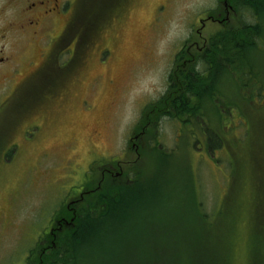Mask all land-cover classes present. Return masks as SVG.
I'll return each mask as SVG.
<instances>
[{"label":"rangeland","instance_id":"1","mask_svg":"<svg viewBox=\"0 0 264 264\" xmlns=\"http://www.w3.org/2000/svg\"><path fill=\"white\" fill-rule=\"evenodd\" d=\"M79 2L76 0V11ZM130 2L113 0L112 12L108 18L105 16L99 36L87 49V65L78 67L77 77L82 82L79 86H73L75 77L68 65L58 72L48 70L50 74L56 73L55 82L58 73L64 72L62 84L55 91L43 95L38 92L42 86L46 89L40 76L22 89L20 97H12L13 87L33 73L46 57L49 40L19 44L14 35L7 40L0 38V57L10 59L7 66L0 65V76H11L0 81V264H24L30 250L38 248L40 259L45 248L40 238L52 213L93 177L89 171L96 164L98 167L111 157L121 158L124 151L128 159L140 162L143 170L137 186L150 191L152 201L145 198L139 202L134 210L136 216L130 221L118 218L111 234H116L118 227H158V233L166 230L184 243L182 227L189 225V236L202 234L221 244L224 251L220 264H226L227 259L229 264H253L256 242L264 238V87H260V82L264 86V41L249 59L248 74H239L232 81L227 71L221 77L217 75L216 80L221 82L204 84L207 98L203 100L204 113H200L213 125L216 123L211 122L210 102L223 108L227 88L232 86L233 98L226 97L232 103L241 101L237 92H251V103L241 102L242 111L232 113V121L226 125L222 121L215 127L226 138L223 148L219 146L221 140L208 137L206 141L204 135L200 136L204 143L202 151L199 148L203 143L193 146L187 136L181 135L176 142V127L166 120L148 135L159 134L161 149L148 152L157 146L153 144L155 140H147L138 153V149H129L128 144L142 127L145 108L166 92L175 56L199 28V19L218 7V0H138L128 13L129 20L118 26L120 40L114 56L102 63L99 49L111 45L110 25L122 16ZM3 10L0 27L14 12L8 8L7 0H0V11ZM240 21L255 22L249 12H243L236 23ZM64 25L56 29L55 36ZM219 29L217 24L208 23L203 32L209 37ZM85 45H81V50ZM60 47L61 44L56 51ZM64 49L67 47L63 46ZM69 57L66 50L62 62L67 63ZM65 80L72 81L69 88L77 99L52 124L46 122L43 130L31 133L37 112L55 98L54 92L65 86ZM243 86L248 90H242ZM26 89L37 92L28 97ZM196 132L199 134L198 129ZM209 146H214L213 154ZM196 195L200 211L208 215L203 225L194 204ZM163 199L168 202L163 204ZM94 223H99L95 217ZM88 237L86 240H95L93 234ZM112 240L113 237L102 238V251L96 249V243L86 241L84 253H94L93 264H111L107 252ZM261 251L264 252V244Z\"/></svg>","mask_w":264,"mask_h":264},{"label":"trees","instance_id":"2","mask_svg":"<svg viewBox=\"0 0 264 264\" xmlns=\"http://www.w3.org/2000/svg\"><path fill=\"white\" fill-rule=\"evenodd\" d=\"M231 4L238 13L249 12L255 22L253 24L240 22L239 25H228L224 31L209 40V45L206 49L207 52L203 55L207 58L205 61V67L207 69L206 76L196 73L193 76L188 75L175 78V72L171 74V85L167 93L154 107L144 110L141 121L143 126L148 122L154 124V122L158 121L164 115L179 120L187 115L189 116L187 122H190L192 121L191 118L196 119L199 117L200 109L197 106L195 108L192 107V103L189 104L188 101L191 96L198 100L202 97H207L204 93L205 82L210 81L213 85V83H216L217 75L221 77L227 71L230 74L236 73L238 75L249 73V71H246L249 59L255 56L259 48V43L264 41V0H231ZM112 5L113 0H80L75 20L67 30L68 35L76 34L82 40V44H86V48L84 47L82 50V44H78V58H83L84 53L89 45H91L89 43L93 42L94 38L99 36L102 29V22L108 18L114 8ZM183 55L180 54V56ZM50 67L52 68V72L63 70L60 61L59 63L55 61V64ZM48 69L49 67L45 69L44 74L48 73ZM260 72L262 70L259 68L258 74ZM60 75L59 78L61 77ZM258 81L260 82V80ZM43 82L45 85L48 83L50 88L54 87V80L51 77L46 81L43 80ZM245 87V91L248 90L247 86H243L242 90ZM260 87H264L261 82ZM232 89H235V86H232ZM259 90L260 88H258ZM239 94L237 92V96L241 98V101L235 103L228 101L227 103H223V108L218 109L217 114L220 121L224 119L230 120L232 118V110L235 108L241 110V102L242 104L251 103V92L249 95ZM26 108H28V104ZM223 114H226V118L225 115L222 116ZM210 137L212 136L210 135ZM212 138L216 139L215 135ZM209 148L213 153L215 150L214 146H209ZM137 187V184H135L128 192L112 195L109 192L108 186H104L98 194L96 208L92 207L93 211H89L84 220L79 221L80 223L77 229L65 235L64 238L57 242L56 249H52L48 255L40 259L37 256L39 249L38 251H32L27 264H93L94 253H84L85 242L96 243V249L102 251L105 248L100 244L103 237L105 240L113 237L111 247L108 248L107 252L108 260L111 264L221 263L220 254L224 251L221 244L213 239L216 242L214 243L212 238L209 240L202 234L198 237L189 236L188 233L192 227L189 225L182 227L184 232L183 238L185 239L184 243L180 242L177 235H171L166 230H161L158 233L160 229L158 227L152 228L151 230L145 227L143 229L118 227L116 234H111L112 228L118 218L123 219L125 217L127 221H130L136 216L134 210L139 207V202L145 198L151 199L150 191L146 192ZM195 198L194 204L196 205V211L200 213L198 215V221L203 225L208 215L205 212L203 213L204 210L202 212L200 211L201 206L198 202L197 195ZM165 202L168 201L163 199V204ZM128 215L130 216L127 217ZM94 217L96 218V222L99 221L98 225L96 223L92 224ZM202 229L200 227V233ZM91 234L94 235L95 240H86ZM258 240L260 241L256 242V254L254 255L253 264H264V252L261 251L264 238ZM260 251L261 255L259 253ZM226 264H229L228 259L226 260Z\"/></svg>","mask_w":264,"mask_h":264},{"label":"flooded vegetation","instance_id":"3","mask_svg":"<svg viewBox=\"0 0 264 264\" xmlns=\"http://www.w3.org/2000/svg\"><path fill=\"white\" fill-rule=\"evenodd\" d=\"M130 1L128 7L122 11V16L110 25L109 32H111L109 33V37L111 45L99 49V57L102 63L108 59L111 60L114 56V51L120 40L118 26L124 23V21L129 20V18H127L128 13L131 12L132 7L138 2V0ZM221 3L223 7L219 9L217 14L208 12L205 18L199 19V28L193 31L191 40L184 44L182 49L175 56L170 72L171 74L175 72V78L188 75L193 76L196 73L203 76L207 75V69L205 67L207 58L203 55L207 52L206 49L213 34L206 37L203 31L207 28L208 23L217 24L220 29H224L226 26L238 22L239 18L238 11L234 9L231 0H222ZM75 4L76 0H7L8 8H11L12 12H14L5 19V24L0 27L1 39L7 40L10 36L14 35V37L18 39L19 44H33L43 39L49 40V51L46 57H44L42 63L33 73L13 87L11 91L13 96H19V94L23 92L22 89L25 86L31 84L36 77H40L48 62L55 59L52 54L55 53L57 47L60 44L66 43L67 30L69 26H72L76 15ZM2 12L5 13V11H0V25L2 23ZM62 20H64V22H62ZM62 23L65 24L64 27L60 33L55 36L56 29H58ZM100 36H102V34ZM99 41L100 40H98V42ZM67 43L72 44L69 60L75 61L70 68V71L75 77L73 78V86H79L82 82L77 77L79 75L78 67H80V65L86 66L89 57L87 56L82 64L79 62V59L75 57L77 55V44H82V40L78 37H73ZM180 54L184 55L180 56ZM103 56L104 58H102ZM9 63V58L0 57V65L5 64L7 66ZM9 78H11L10 74L4 73L0 76V81ZM71 80H69L70 83L66 82L64 84L65 86L55 94L56 96L54 99L47 102V106H43L41 110H39V114L36 117V125H34L36 132L43 130L46 122L52 124L55 118L66 113L77 99L78 96L69 88V85L72 84ZM177 82L179 81L177 80ZM219 82H221V79L216 80V84ZM187 86L189 87V85ZM188 103H192V107L195 108L197 106V108L201 109L203 112V106L199 105L198 99L191 96ZM158 112H160V110H158ZM166 120L176 127V142L182 135V128H187L192 140L197 139L198 136L195 132L193 121L187 122L189 116L185 115L184 118L180 120L173 119L169 116H162L158 121L154 122V124L148 122L137 134L134 133L133 137L129 140L128 145H131L129 149H138L139 153V150L145 148L147 140H159V134H157L156 137H148L147 132L151 131L156 126L161 127L162 123ZM205 124L208 125L209 122H202L203 126H205ZM108 160V162H103L98 167L96 164V167L89 171L93 174V177H90L85 183H82V185L78 187V192L74 195H69L67 200L63 203V206L53 213L50 226L46 232L49 239L41 242L42 246L45 247L41 257L47 255L52 249H56L57 242L64 238L65 235L75 231L80 223L79 221L84 220L89 211H93L92 207L96 208L98 194L104 186H108L109 192L112 193V195H119L121 192L125 193L130 191L133 185L139 183L140 173H138V169L140 162L138 163L128 159L125 151L121 155V158L111 157ZM95 170L98 172L97 179H94ZM93 182L95 185H93ZM90 185H93L92 188H90Z\"/></svg>","mask_w":264,"mask_h":264}]
</instances>
